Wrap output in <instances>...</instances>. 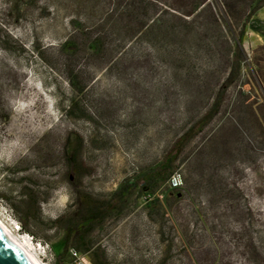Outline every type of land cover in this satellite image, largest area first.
<instances>
[{
    "label": "rangeland",
    "instance_id": "obj_1",
    "mask_svg": "<svg viewBox=\"0 0 264 264\" xmlns=\"http://www.w3.org/2000/svg\"><path fill=\"white\" fill-rule=\"evenodd\" d=\"M116 2L0 0V218L15 231L9 203L22 212V194L37 200L31 233H17L40 243L44 264H264V6L246 16L247 0L229 9L234 25L245 19L238 74L178 155L180 185L134 189L85 237L86 254L76 240L62 253L54 220L74 192L106 198L146 174L207 110L232 57L207 10L196 36L118 49ZM69 135L80 138L75 173Z\"/></svg>",
    "mask_w": 264,
    "mask_h": 264
},
{
    "label": "trees",
    "instance_id": "obj_2",
    "mask_svg": "<svg viewBox=\"0 0 264 264\" xmlns=\"http://www.w3.org/2000/svg\"><path fill=\"white\" fill-rule=\"evenodd\" d=\"M236 0H117L118 6V49L124 48L131 40L141 36L175 38L181 40L188 35L196 36L198 28L194 26L195 20L201 11L207 10L209 16L215 22H220L219 27L225 34V38L232 40L231 59L229 61L226 76L222 80L216 94L207 110L194 122L189 124L170 144L163 153L159 162L146 174L132 182H121L106 198H95L85 192L75 191L71 209L60 215L54 223L62 231L61 251L66 252L72 240L76 244L72 246L73 251L87 253L90 249L85 237L111 213L121 210L122 205L134 189H138L146 196L162 183L168 184V190L173 189L169 185V177L172 174L175 161L188 141L196 135L200 129L217 112L223 90L237 76L239 70V58L241 48V36L245 19L239 24L232 23L230 7ZM248 12L246 16L255 13L256 10L264 6V0H247ZM236 27V28H235ZM128 41V42H126ZM228 42V41H227ZM67 83L75 90V80L72 75L66 77ZM65 112L73 108V102L65 104ZM80 145V138L76 135H69L65 139L64 153L68 166L75 173L76 154ZM75 175V174H74ZM164 193L163 205L165 206L167 195ZM160 206L158 199L154 198ZM22 201L27 203V207L21 212L17 210L14 203L10 202L9 207L13 216L18 221V228L21 232L31 231L27 228L29 222L38 216L37 200L30 197L29 193L22 194ZM32 237V234H31ZM184 244L187 240L181 236ZM96 251V250H94ZM56 264H61L56 257ZM93 264H106L104 260L93 258Z\"/></svg>",
    "mask_w": 264,
    "mask_h": 264
},
{
    "label": "bare ground",
    "instance_id": "obj_3",
    "mask_svg": "<svg viewBox=\"0 0 264 264\" xmlns=\"http://www.w3.org/2000/svg\"><path fill=\"white\" fill-rule=\"evenodd\" d=\"M0 228L8 235L13 243L25 254L32 264H44L40 258V253L29 241V236L22 235L14 231V229L4 220L0 218Z\"/></svg>",
    "mask_w": 264,
    "mask_h": 264
},
{
    "label": "water",
    "instance_id": "obj_4",
    "mask_svg": "<svg viewBox=\"0 0 264 264\" xmlns=\"http://www.w3.org/2000/svg\"><path fill=\"white\" fill-rule=\"evenodd\" d=\"M0 264H32L1 228Z\"/></svg>",
    "mask_w": 264,
    "mask_h": 264
},
{
    "label": "built area",
    "instance_id": "obj_5",
    "mask_svg": "<svg viewBox=\"0 0 264 264\" xmlns=\"http://www.w3.org/2000/svg\"><path fill=\"white\" fill-rule=\"evenodd\" d=\"M180 177H179V174L175 173V172H172V174L170 175L169 177V185L171 187H178L180 185ZM76 264H81L80 262L79 263H76Z\"/></svg>",
    "mask_w": 264,
    "mask_h": 264
}]
</instances>
